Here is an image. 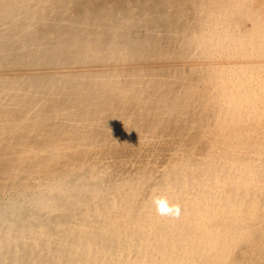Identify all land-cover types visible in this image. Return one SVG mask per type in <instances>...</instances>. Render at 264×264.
I'll return each mask as SVG.
<instances>
[{
  "label": "bare ground",
  "instance_id": "bare-ground-1",
  "mask_svg": "<svg viewBox=\"0 0 264 264\" xmlns=\"http://www.w3.org/2000/svg\"><path fill=\"white\" fill-rule=\"evenodd\" d=\"M0 264H264V0H0Z\"/></svg>",
  "mask_w": 264,
  "mask_h": 264
},
{
  "label": "clouds",
  "instance_id": "clouds-1",
  "mask_svg": "<svg viewBox=\"0 0 264 264\" xmlns=\"http://www.w3.org/2000/svg\"><path fill=\"white\" fill-rule=\"evenodd\" d=\"M154 203L156 205V211L162 216H178L180 213V206L171 204L166 197H157Z\"/></svg>",
  "mask_w": 264,
  "mask_h": 264
},
{
  "label": "rangeland",
  "instance_id": "rangeland-1",
  "mask_svg": "<svg viewBox=\"0 0 264 264\" xmlns=\"http://www.w3.org/2000/svg\"><path fill=\"white\" fill-rule=\"evenodd\" d=\"M241 254H242V253H241ZM242 255H243V254H242ZM239 257H240V256H239ZM242 259H244V257H243V256H241V257H240V260H242Z\"/></svg>",
  "mask_w": 264,
  "mask_h": 264
}]
</instances>
